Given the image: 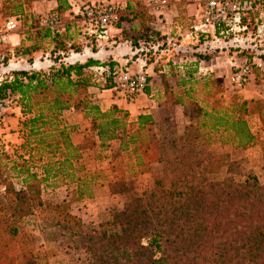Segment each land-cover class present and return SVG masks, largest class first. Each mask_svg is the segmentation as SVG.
<instances>
[{"label":"trees","instance_id":"16d2710c","mask_svg":"<svg viewBox=\"0 0 264 264\" xmlns=\"http://www.w3.org/2000/svg\"><path fill=\"white\" fill-rule=\"evenodd\" d=\"M32 1L35 0H24L23 3L30 4ZM56 1V11L63 12L70 7L67 0ZM255 3L257 8L250 11L248 20H243L253 35L256 34L260 17L264 14V0H256ZM7 6L9 9L10 6ZM13 16L20 17V26L28 18H35L32 16L23 19L20 13ZM49 17L58 19L56 14H50ZM78 17L83 20L82 13ZM116 21L117 19L114 22ZM194 25L195 23L191 29L193 33ZM32 26H22L21 45L14 50L17 51L16 56L31 55L41 48L39 44L32 47L26 44V40L31 38L29 34L39 42L50 39L55 44L54 49L63 48L64 40L57 31V25L42 27L38 21L35 28ZM202 36L214 40L209 34L198 33V38ZM150 39L146 37L143 42H138L137 48L147 49ZM70 48L76 52L81 50L75 43L70 44ZM236 50L246 56V64L254 72L260 70L253 63V58L264 60L263 54L257 56L253 50ZM147 52L148 49L142 53ZM58 59L56 57V64L45 71L16 70L7 74L0 82V97L19 96V105L24 115L20 122L24 134L22 143L4 148H12L14 151L21 149L29 153L28 159L20 155L22 162L15 174L20 177V183L27 194L17 191L10 183L6 184L4 196L1 197L0 264H13L18 259L19 253L8 255V241L13 239L23 245L20 264H36L38 255L30 252L34 249L30 239L34 241V237L24 230L25 221L20 218L31 208L37 209L39 213L48 211L47 219L55 226L82 240L73 248L84 249L91 254L90 262L85 264H118L120 256L126 263L132 264H264V183H236L231 174L235 173L237 161L231 160L229 154L214 156L208 149L207 140H199L198 129L193 124L186 127L182 136L176 135L174 104L186 98V109L193 119L205 117L214 121L215 125L222 128L224 136L230 135L235 148L244 149L255 143L256 135L251 132L250 125L252 127L254 115L260 118L257 107L251 108L249 102L243 100L242 103H236L241 99L224 98L223 94H215L210 100L203 96L211 95L197 94V91L204 90L208 84L203 76H197L200 65L198 62L201 60L195 64L171 61L164 64L166 72L174 75L179 83L182 82L186 91L168 95L164 104L168 109L167 114H164L166 121L159 132H154L147 126L143 130L142 126L147 125L149 119L147 116H140L137 133L126 138L134 146L132 152L143 156V164L148 165L152 161L162 163L154 177V190L151 194L130 190V175L125 173L123 159L119 168L117 192L127 195L128 201L122 212L112 207L102 217L105 220L99 222L97 228L85 227L81 219L68 210L71 203L89 191H74L69 202L43 203L41 188L56 187L57 180L62 185L68 184L74 177H80V174L74 172L73 161L79 158L81 150L93 145L94 133L105 143L116 138L120 129L124 132L127 129L128 114L115 106L107 112L100 111L91 92L93 87L113 89L116 73L121 69L119 65L91 60L69 64ZM28 61L31 62L32 58H28ZM93 66L102 70L106 68V71L99 74L90 69ZM181 67L186 77L180 75ZM194 79L198 81H193ZM199 102H207L212 111L203 110ZM70 108H75L85 121L83 142L80 145L72 142V127L60 118L61 112ZM33 160L39 170L44 171L43 175L32 172ZM217 175L224 176L216 177ZM8 211L15 213L7 217L1 215ZM108 226L115 229L112 231ZM128 229L132 233H127ZM137 231L142 232L138 234ZM134 237L137 238L134 240ZM142 237L150 238L148 247L139 242ZM2 239L4 240L1 241ZM25 240L27 241L24 242ZM97 241H101L100 248L96 247ZM165 242L170 246L175 245L173 250L168 252L164 247ZM110 247L116 249V258L109 250ZM157 250L162 253L159 261L155 262L152 257Z\"/></svg>","mask_w":264,"mask_h":264},{"label":"crops","instance_id":"0c3cea01","mask_svg":"<svg viewBox=\"0 0 264 264\" xmlns=\"http://www.w3.org/2000/svg\"><path fill=\"white\" fill-rule=\"evenodd\" d=\"M23 1L0 0V9H5L6 5L10 6L4 14H1L5 17L4 22L20 13L23 19L32 16L40 19V26L45 27L44 19L50 14H56L58 16L57 31L68 35V45L75 43L81 48L80 51H72L58 61L69 64L86 63L89 60L96 63L112 62L117 63L119 68H127L131 72L141 68L145 69L149 75V85L133 99L124 98L110 88H92L91 92L94 94L100 111L107 112L115 106L122 112H126L128 116L126 132L120 129L116 138L102 143L94 133L93 145L81 150L79 158L73 161L74 172L80 174V177H74V180H70L68 184L55 189L64 190V197L61 200L67 202L71 201L74 191H89L88 194H82V198L77 201L73 200V204L77 206V214L83 218L85 216L94 220L97 217L96 220H100V216L113 207L117 197L120 196L117 192V185L120 182L118 175L123 159H125L123 164L125 173L130 175L128 183L132 182L133 190L141 191L144 188L141 183L143 180L154 187V177L161 169L162 163L152 161L148 162V165L143 164V156L132 152L134 146L128 143L126 138L137 133L140 127L138 123L140 116H147L149 119V123L142 126L143 130L147 126L154 132H159L163 127V122L166 121L164 114H167L168 109L164 104L168 95L186 91L182 82L179 83L174 75L166 72L165 63L171 61L195 64L201 60L198 63L203 65L204 69L202 74L198 73L197 76H203L208 84L205 85L204 90L197 91L198 95H211L210 97L203 96L210 100L209 98L215 94H223L224 98L236 97L247 101L251 108L253 106L254 108L264 107V73L260 72L263 69L261 68L257 73L251 69L248 83L243 88L237 89L233 84V75L238 67L247 63L246 56L236 49L226 48L220 41L209 39L207 36L198 38V34L192 32V25L196 21L202 0H67L70 7L63 12L56 11L58 6L56 0H35L30 4L23 3ZM105 1L117 4V21L109 26L106 37L90 40L81 24L83 20H80L78 16L84 7ZM63 16L70 18L66 24ZM0 23H3L2 20ZM260 31L263 41L264 22ZM21 32L22 26L19 25L14 32L8 35V41L0 45V76H6L16 70L45 71L56 64V56H49L43 50L31 55L7 54V51L15 50L21 45ZM146 37L151 38L148 46L156 47L161 42L170 45L172 48L166 50L172 55L168 58L159 56L157 52L142 53L138 50L137 44L143 42ZM148 54L151 55L150 58ZM28 58H32V61L29 62ZM260 62L264 63V60L259 57L253 58V63L256 65L260 66ZM90 69L99 74L106 71V68L102 70L98 66ZM187 103L185 98L174 104L173 120L176 123L177 136H182L186 127L193 124L198 129L199 140H207L208 149L214 156L229 154L231 160H236L233 154L239 150L244 153L242 157L244 165L251 163L253 152H258L264 161V137H261L263 125L259 116H253L252 121L256 124L253 127L249 122L251 132L256 135L255 143L248 148H235L230 135L224 136L222 128L215 125L214 121L205 117L194 120L187 112ZM199 103L203 110L212 111L207 102ZM21 118V108L15 107L5 120L6 129L1 130L3 138L11 144L20 145L23 141L18 126ZM60 118L72 127V142L80 145L83 142L82 132L85 122L80 113L75 108H70L62 111ZM39 173L43 175L44 171L39 170ZM259 173H264V169Z\"/></svg>","mask_w":264,"mask_h":264},{"label":"rangeland","instance_id":"374dc122","mask_svg":"<svg viewBox=\"0 0 264 264\" xmlns=\"http://www.w3.org/2000/svg\"><path fill=\"white\" fill-rule=\"evenodd\" d=\"M105 2H109V1H105ZM7 3V2H6ZM117 5V4H116ZM8 6H5V9H0V15L5 13V10H8L7 8ZM7 13V12H6ZM4 15L0 16V19L2 20L3 23H0V26H2L3 24H5V22L8 20H6L4 22ZM262 16H261V20H262ZM35 18H28L27 20L24 21L23 25L25 26H29L33 25L32 27L35 28L36 25H38V21H40V19L34 20ZM63 21L66 24V22L69 21V17L68 16H63ZM0 20V21H1ZM81 24L84 26L83 28L86 31V23H84L83 21L81 22ZM22 25V26H23ZM82 27V26H81ZM24 28H22L23 30ZM31 37L30 39H28V41L26 40V44H28L29 46H33V45H40L41 48L38 50L39 52H41V50L45 52H47V54L50 56H56L59 59H62L63 57H66L70 52L74 51L72 48H70V45H68L67 42V38L69 37H65V33H61L62 35V39L64 40L63 42V48H57L54 49L55 44L50 40V39H45L44 42H39L36 39H34L32 37V34H29ZM87 35V34H86ZM27 36V35H26ZM88 39L91 40L92 37L87 36ZM93 39V38H92ZM251 41V40H250ZM25 44V45H26ZM250 44V42H247L245 44V46H248ZM256 46H254L252 49L253 51L256 53V55H264V52H262V50H264V40L261 42H258L256 40ZM170 46V45H169ZM167 43H160L159 45H156V47L151 46H147V49L150 52H157V54L159 56H165V57H170V55H172V53L167 52L166 49L168 48H172L171 46L169 47ZM226 48H229V46H225ZM239 49V48H238ZM250 50V49H248ZM257 50V51H256ZM60 51V52H59ZM181 51V50H180ZM178 51V52H180ZM238 51V50H237ZM59 52V53H58ZM176 52V50H175ZM8 53H12V54H17V51H7ZM57 53V54H56ZM148 54V57L150 58L151 55ZM4 62V60H1ZM63 62V61H60ZM64 63V62H63ZM183 63V62H182ZM260 66L259 69H263L260 70V72L264 73V63L260 62ZM252 69V67H250ZM204 69V68H203ZM254 71V69H252ZM38 71V70H37ZM39 71H43V70H39ZM5 78V76H0V82ZM193 81H198V79H194ZM197 82H195L196 84ZM196 97L198 99L199 96L196 95ZM8 98L9 100L12 101V107L6 112L4 119L0 121V201L3 202V199L1 197L4 196V191H5V186L6 184H12L13 187H15L17 189V191L19 192H23L25 194L26 193V189L24 187H22L21 183H20V177H17L16 171H18V166L21 165L22 160L20 159V155L24 156L26 159H28L29 157V153L26 151H23L21 149H19L18 151H14V149L12 150V148H4V146L7 145H16V144H11L10 142H8L5 138H3V135L1 134V130L2 129H6V124H5V120L7 118V116L10 115V113L13 111V109L15 107H20L19 105V96L16 95H9L7 97H0V100H4ZM238 100V99H237ZM236 103H242V100H238L236 101ZM256 111H258V113L260 114V120L261 123L263 125V132L261 133V137H264V107H257ZM22 112V111H21ZM24 119V115L22 113V118L19 119V130L22 133V139H23V132H22V125H21V120ZM251 123H253V121H251ZM256 125L255 123H253L252 127ZM234 156H236V161L238 163L237 167L234 169L233 174H231V178L236 182V183H241V184H247V183H251L254 184L256 182L259 183H264V173H259L260 170L264 169V161L261 157V155H258V152H253L252 154V161L251 163H247V165H244L243 160L244 158H242L244 156V153L242 151H237L235 154H233ZM33 164L32 165V172H36L39 173V168L37 167V165L35 164L36 161L33 160ZM35 164V165H34ZM213 175H210V177H212ZM224 175H217L216 177H223ZM143 184L142 190L139 191L145 195H149L153 192L154 187H152V184H149V182L143 180L141 182ZM129 187L130 190L133 191L132 189V182L130 181L129 183ZM62 184L60 183V180L56 181V187H52V186H46L41 188V200L43 203H56L58 201H62V197H64V190L61 189H57L58 187H61ZM48 189V191H47ZM62 194V195H61ZM128 201V196L127 195H123L120 194V196L117 197L116 201L113 204L114 209H116L117 211L122 212L124 209L125 204ZM75 204V203H74ZM73 203L70 204V208L68 207V210H70L72 215H75L77 217H79L83 223V225L85 227H88L89 229H93V228H97L99 222H101L103 219L105 220V218H102L104 215L107 214V212L112 208L110 207L108 209V211L100 216V220H96V218H94V220H90L89 218L85 217H81L77 214L76 212V208L77 206H75ZM23 206L25 207L26 204L24 203ZM113 209V210H114ZM67 210V209H66ZM13 215L14 213L11 212ZM9 211L6 213H2L1 215L3 217H7L10 216ZM48 211H42L41 213H39V211L37 209H33L31 208L29 210V212L25 215L20 216L21 219H23L25 221L24 224V230L28 231L33 237H34V241L30 242L33 244V248L32 251H30L31 253H35L36 255H38V258L36 260V264H85L87 262H90V258H91V254L87 251V253L85 252L84 249L82 250H74L73 246L81 243L82 240H80L77 237H74L73 235H71L70 232H68L67 230L63 229V228H58L57 226H55L50 220H48ZM11 219H13V217H11ZM108 229L112 230L115 229L113 226H108ZM142 231H137L138 234H140ZM127 233H132L131 229L127 230ZM135 235V234H134ZM3 236V234H2ZM136 236V235H135ZM137 237H134V240ZM4 239H2L1 241H3ZM27 240H25L24 242H26ZM100 242L101 241H97L96 247L100 248ZM141 243V245L148 247L149 243L151 242L149 237H142L139 241ZM10 248L9 249V253L8 255H16L19 253V257L16 261H13V264H20V254L21 252H23V250L21 249L23 247V245L21 244V242L17 241V239H13L11 241H8V245ZM31 247V246H30ZM164 247L165 249H167L168 252H170L171 250H173V248L175 247V245L170 246L167 242L164 243ZM153 249H155L153 247ZM110 251H112V255L113 257H115V248L114 247H110L109 248ZM162 251H155L153 253V257H152V261L154 260L155 262L159 261L160 256H161ZM111 256V255H110ZM116 258V257H115ZM121 258V256H120ZM118 259V264H132V263H126V261H124V259L121 258ZM8 261V260H7ZM154 262V263H155ZM171 263H174L173 261ZM138 264H145L143 262H139ZM149 264V263H148Z\"/></svg>","mask_w":264,"mask_h":264},{"label":"built area","instance_id":"2783aa9c","mask_svg":"<svg viewBox=\"0 0 264 264\" xmlns=\"http://www.w3.org/2000/svg\"><path fill=\"white\" fill-rule=\"evenodd\" d=\"M256 0H202L199 12L193 27L194 33L209 34L215 41L224 43L232 49H252L256 46V40L261 42L260 28L262 20L257 27L255 35L247 28L243 20L247 19L250 11L257 7ZM256 7V8H255ZM86 34L89 37L102 39L106 37L109 26L117 19L118 7L112 2L92 3L83 8ZM261 18V17H260ZM248 20V19H247ZM58 20L54 17L44 19L45 26H56ZM21 24L19 16L10 17L5 24L0 26V45L8 41V35L14 32ZM251 39V41H250ZM250 42L248 46H245ZM254 45V46H253ZM141 52L147 51L143 47L138 48ZM203 67L199 65V73ZM251 68L248 64L238 67L233 75V84L237 89L243 88L249 81ZM182 77L186 76L183 68H180ZM148 73L145 69L131 72L127 68L119 69L114 79L113 90L120 93L124 98L133 99L142 93L148 84ZM12 107V101L8 98L0 100V121L4 119L6 112Z\"/></svg>","mask_w":264,"mask_h":264}]
</instances>
